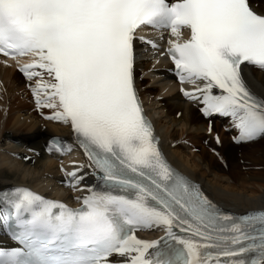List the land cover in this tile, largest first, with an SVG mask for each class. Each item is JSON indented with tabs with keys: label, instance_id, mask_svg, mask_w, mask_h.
<instances>
[{
	"label": "snow or ice",
	"instance_id": "snow-or-ice-1",
	"mask_svg": "<svg viewBox=\"0 0 264 264\" xmlns=\"http://www.w3.org/2000/svg\"><path fill=\"white\" fill-rule=\"evenodd\" d=\"M144 26L174 37L164 53L204 115L230 118L237 142L264 135V97L242 75L244 62L264 70V13L250 0H0V54L32 57L16 62L38 78L37 107L70 125L95 177L76 207L0 190V233L16 245L0 246V264H264V209L224 210L159 147L135 86L136 42L159 47ZM84 166L66 171L73 190Z\"/></svg>",
	"mask_w": 264,
	"mask_h": 264
},
{
	"label": "bare ground",
	"instance_id": "bare-ground-1",
	"mask_svg": "<svg viewBox=\"0 0 264 264\" xmlns=\"http://www.w3.org/2000/svg\"><path fill=\"white\" fill-rule=\"evenodd\" d=\"M250 5L264 13V0H250ZM136 43V87L168 162L226 211L243 214L250 209H264V135L235 145L232 139L238 131L230 118L219 114L202 118L199 101L185 97L181 91L182 87L192 89L196 85L170 83L165 61L153 59L157 51ZM242 75L251 91L264 97V70L244 65ZM36 79L30 81L10 63L0 61V190L14 185L39 186L44 191L52 188L64 198H76L85 192L94 175L83 154L63 161L44 154L48 137L73 138L74 133L69 124L47 118L53 109L37 107L31 88ZM43 79H49L47 74ZM79 164L85 165L79 173L82 186L76 190L58 186V181L67 177L66 171ZM161 235L163 232L156 230L140 233L148 239ZM0 240L5 241L2 233Z\"/></svg>",
	"mask_w": 264,
	"mask_h": 264
}]
</instances>
